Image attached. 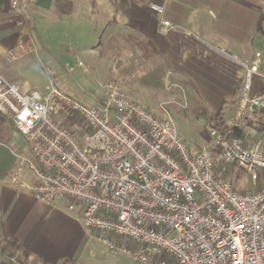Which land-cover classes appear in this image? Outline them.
<instances>
[{
    "label": "built area",
    "instance_id": "obj_1",
    "mask_svg": "<svg viewBox=\"0 0 264 264\" xmlns=\"http://www.w3.org/2000/svg\"><path fill=\"white\" fill-rule=\"evenodd\" d=\"M29 1L11 2L22 19L28 18ZM149 8L163 28L175 27L163 17V6ZM34 50L31 42L18 43L6 58L12 62ZM229 59L245 69L239 111L227 122L232 130L244 126L241 116L264 108L262 96L249 95L264 56L258 53L250 68L238 56ZM63 68L71 72L74 66ZM0 112L12 120L37 163L22 158L12 183L30 188L42 203L64 200L68 210L80 207V221L113 253L121 250L137 264H166L158 260L162 254L174 264H264V186L236 190L215 172L213 151L218 148L223 164L257 182L264 175V134L246 140L215 134L192 148L169 119L135 102L115 79L105 83L101 104L85 105L52 83L21 91L0 74ZM75 117L83 130L63 125ZM24 164L36 178L31 186L19 179ZM104 233L141 247L119 249ZM22 264L41 263L28 258Z\"/></svg>",
    "mask_w": 264,
    "mask_h": 264
},
{
    "label": "crops",
    "instance_id": "obj_2",
    "mask_svg": "<svg viewBox=\"0 0 264 264\" xmlns=\"http://www.w3.org/2000/svg\"><path fill=\"white\" fill-rule=\"evenodd\" d=\"M35 1H29L28 11L31 6L41 37L24 24L12 0H0V73L22 91L35 87L22 79L17 66L2 62L18 43H36V51L49 52L61 71L65 64L74 66L70 74L77 73L79 80L85 67L76 62L85 66L93 58L105 76L128 80L135 102L148 104L155 101L148 102L147 89L182 87L200 90L208 104L218 106L245 72L237 71L229 57L252 64L258 53L264 56V0H52L47 13ZM151 3L163 6V17L175 27L163 28ZM50 29L61 42L47 47L42 38L51 39ZM224 89L230 91H219ZM258 95L264 99V79ZM262 114L264 121V109ZM24 147L30 153L12 120L0 112V264H22L28 258L41 264H96L94 231L80 221V207L68 210L64 200L42 203L30 188L12 183ZM19 179L30 186L36 182L25 165Z\"/></svg>",
    "mask_w": 264,
    "mask_h": 264
},
{
    "label": "rangeland",
    "instance_id": "obj_3",
    "mask_svg": "<svg viewBox=\"0 0 264 264\" xmlns=\"http://www.w3.org/2000/svg\"><path fill=\"white\" fill-rule=\"evenodd\" d=\"M29 8L30 11H27L28 18H23V22L30 30L33 31L35 36L38 34L41 37L43 35L41 33L43 30L39 28L40 23L38 19H36V17L34 19L35 15L31 11V6ZM51 10L43 9L42 11L47 13ZM41 25L42 27H44L43 25H45V23ZM44 30H46V26ZM47 32L51 35V39L49 40L42 38V43L47 45V47H50L53 41L57 43L61 42V38L55 37L52 29H50V31L48 30ZM63 39L66 42V39L68 38L63 35ZM33 45L35 51L28 52L18 60L16 59L17 61H12L13 63L9 64L7 62L10 61L7 60V62H5V60H2L3 64L7 67L17 66V69L20 70L23 76L22 79L26 80L29 85L35 87L33 89L44 90L46 85L52 83L61 92L67 94L68 96L85 105H99L103 102L104 99L105 83L108 80L115 79L120 82L127 96H129L131 99L134 98L132 96V93L129 92V89L127 87L128 80H126L125 77L121 75L117 76L116 74L111 75L110 73H107L105 76L102 72V69H100V66L97 62H95L93 58L91 60L92 62L90 61L87 64L85 63V66L83 64V68L85 67V74H83V78L79 80V78L77 77V73H73L72 75L66 70L65 72L61 71V68L55 66V64L59 62H57V60H54V62H52L49 52L36 51V43ZM247 65L248 68H250L251 64L248 63ZM238 66L236 67L237 71L240 68H243V70L245 71L243 66ZM46 68L55 70V73L52 75H48L46 73ZM131 69H133V67H131ZM0 74L4 76L2 73ZM133 74L134 72H132V75ZM244 74L242 75V77L236 78L234 88L230 93V97H224V99L218 106L217 104H208V102H206V99L201 95L200 90L187 89L182 87L154 90L147 89L144 96L146 95L145 97L148 99V102H155L150 104H139L145 106L149 111L153 112L158 117L169 119L177 128L178 133L181 135V137L188 142L189 146H191L192 148H198L206 143H209L213 136L215 134H218L217 128H225V126H227V122L235 118L237 111H239V104L242 97ZM4 78L6 77L4 76ZM6 79L8 80V78ZM262 79H264V63L260 62L257 72L252 77V86L249 91L250 96L258 95V82H262ZM85 80L93 82V87L91 89L86 85V82H84ZM136 91L140 92L141 94L145 92V90L143 91V89H136ZM219 91H224L227 93L230 90L224 89ZM247 114L248 113H246L245 115ZM261 119V115L255 117L252 116V120L256 124L258 123L257 121ZM242 120L243 117L241 116L239 122H242ZM62 123L65 127L74 131L83 130V128L85 127L81 119L76 117L65 119ZM245 129L249 130V127ZM250 134L255 135L257 133L250 130ZM213 151L215 153L216 172L219 175L228 178L236 190H256L264 186V175L259 176L257 182H253L242 169L232 165L227 166L221 163L222 161L219 156L220 154L218 148H214ZM22 158L35 161L30 153H28L26 147L23 148L21 156H19V161H21ZM24 165L26 166V164ZM103 236L106 239L110 240L113 243L114 247H117L119 249L125 247L130 251H134L137 248L141 247L139 243L127 237H117L111 233H104ZM92 246L95 252L96 264H137L128 254L122 252L121 250H118L117 253H113L109 244H106L102 241L95 239L94 243H92ZM164 257L169 260L171 259V257L167 254H165ZM158 260L164 259L158 258ZM171 261L172 259L168 262L165 260L164 262H166V264H171ZM68 264H70V262Z\"/></svg>",
    "mask_w": 264,
    "mask_h": 264
},
{
    "label": "trees",
    "instance_id": "obj_4",
    "mask_svg": "<svg viewBox=\"0 0 264 264\" xmlns=\"http://www.w3.org/2000/svg\"><path fill=\"white\" fill-rule=\"evenodd\" d=\"M263 109L264 108L255 109L254 111H252L250 113L251 117L249 115V116H247L246 118H244L242 120V123L244 124V126L240 129V134L238 136L234 135L232 133V130L229 129L227 126H225V128H223V129L217 128L218 129V134H221L224 137H238V138L243 139V140H246L247 138H249L252 135V134H250V130L255 131V133H257L255 135H258L259 133H261L262 131H264V121L258 120L257 121L258 123L256 124L252 120V116H254V117L255 116H258V115H261L262 116L263 115L262 114L263 113ZM248 127H249V130H246L245 128H248ZM232 166H235V165H232ZM215 172H216V167H215ZM164 255L165 254L160 255L159 258H162V259L166 260L167 262L171 260V259L169 260V259L165 258ZM22 261H24V259H22ZM171 262H172L171 264H173V260Z\"/></svg>",
    "mask_w": 264,
    "mask_h": 264
},
{
    "label": "water",
    "instance_id": "obj_5",
    "mask_svg": "<svg viewBox=\"0 0 264 264\" xmlns=\"http://www.w3.org/2000/svg\"><path fill=\"white\" fill-rule=\"evenodd\" d=\"M52 0H36L35 5L41 9L48 10L51 6ZM255 107L253 106V109ZM232 133L236 136L240 134V128L238 126L232 127Z\"/></svg>",
    "mask_w": 264,
    "mask_h": 264
},
{
    "label": "snow or ice",
    "instance_id": "obj_6",
    "mask_svg": "<svg viewBox=\"0 0 264 264\" xmlns=\"http://www.w3.org/2000/svg\"><path fill=\"white\" fill-rule=\"evenodd\" d=\"M21 118H23V117H21ZM241 226H243V225H241Z\"/></svg>",
    "mask_w": 264,
    "mask_h": 264
}]
</instances>
